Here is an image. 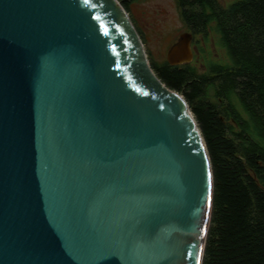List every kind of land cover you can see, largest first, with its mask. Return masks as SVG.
<instances>
[{
  "label": "water",
  "instance_id": "water-1",
  "mask_svg": "<svg viewBox=\"0 0 264 264\" xmlns=\"http://www.w3.org/2000/svg\"><path fill=\"white\" fill-rule=\"evenodd\" d=\"M212 193L196 120L117 0H0V264H201Z\"/></svg>",
  "mask_w": 264,
  "mask_h": 264
},
{
  "label": "trees",
  "instance_id": "trees-1",
  "mask_svg": "<svg viewBox=\"0 0 264 264\" xmlns=\"http://www.w3.org/2000/svg\"><path fill=\"white\" fill-rule=\"evenodd\" d=\"M128 10L131 0H117ZM192 37L212 28L229 63L150 61L183 96L210 159L213 193L201 264H264V0H176Z\"/></svg>",
  "mask_w": 264,
  "mask_h": 264
},
{
  "label": "rangeland",
  "instance_id": "rangeland-1",
  "mask_svg": "<svg viewBox=\"0 0 264 264\" xmlns=\"http://www.w3.org/2000/svg\"><path fill=\"white\" fill-rule=\"evenodd\" d=\"M217 1L222 7H227L234 0ZM125 11L138 33L149 63L153 61L160 64L166 61L171 45L181 33L188 32L181 20L176 0H131ZM193 39L196 51L190 63L199 72H206L212 64L229 63L225 49L212 28L208 29L206 35Z\"/></svg>",
  "mask_w": 264,
  "mask_h": 264
},
{
  "label": "flooded vegetation",
  "instance_id": "flooded-vegetation-1",
  "mask_svg": "<svg viewBox=\"0 0 264 264\" xmlns=\"http://www.w3.org/2000/svg\"><path fill=\"white\" fill-rule=\"evenodd\" d=\"M190 48L194 56V52L196 51V45H195V40L193 39V37L191 39Z\"/></svg>",
  "mask_w": 264,
  "mask_h": 264
}]
</instances>
